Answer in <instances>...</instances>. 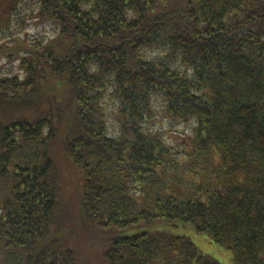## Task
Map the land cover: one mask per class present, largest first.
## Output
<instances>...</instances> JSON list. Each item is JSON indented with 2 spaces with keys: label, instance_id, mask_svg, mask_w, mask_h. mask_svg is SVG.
<instances>
[{
  "label": "trees",
  "instance_id": "obj_1",
  "mask_svg": "<svg viewBox=\"0 0 264 264\" xmlns=\"http://www.w3.org/2000/svg\"><path fill=\"white\" fill-rule=\"evenodd\" d=\"M24 1L0 0V28ZM30 1L55 37L25 40L0 74V264H87L73 223L112 232L103 264H220L184 235L115 233L152 222L264 264V0ZM59 130L83 179L71 222L48 148Z\"/></svg>",
  "mask_w": 264,
  "mask_h": 264
},
{
  "label": "rangeland",
  "instance_id": "obj_2",
  "mask_svg": "<svg viewBox=\"0 0 264 264\" xmlns=\"http://www.w3.org/2000/svg\"><path fill=\"white\" fill-rule=\"evenodd\" d=\"M34 2L30 0H25L19 10L23 14V22L19 20L20 16L14 15L10 18L9 26H3L0 28V74H10L11 72L18 71V59L17 51L19 53L24 50V41H33L34 38L44 37L45 40L54 38V31L49 22H44L38 17H34ZM168 6V5H167ZM2 24V22H1ZM18 43L17 46L14 45L12 40ZM8 48V49H6ZM7 53H11L9 57L6 56ZM148 56L158 55L163 56L162 51L156 50H146ZM110 90V91H109ZM156 109L161 111L160 103L156 101ZM104 110L106 112V123L109 131H114L116 127V121L114 119V111L116 109L117 100L111 95V88L106 91L103 97ZM166 123V119H163ZM160 127V123L156 124ZM178 131L189 134L191 132V126L193 122L188 125L179 124ZM65 133V131H64ZM62 130L57 132L58 138L55 141L49 143V155L52 160V173L59 185V199L60 205L63 210L61 211V216L64 220L71 222L77 215V207L79 206V201L81 197V188L83 184V179L81 176V170L75 166L70 160L63 156L60 144V140L63 139L64 135ZM181 135H174L177 139H181ZM181 136V137H180ZM174 142L173 139H169ZM78 228L77 223H73L72 230L70 234V244L76 251L77 255L81 260L87 264H103L101 251H103L104 244L112 234L108 231L102 230L101 228H92L83 225ZM86 227V228H85ZM141 231H167L178 235H184L189 237L197 249L202 253L207 254L216 260L220 264H235L231 258V252L224 248L223 246L213 242L206 234L199 233L190 225L186 226H173L168 223H139L138 225L131 226L123 230H115L118 235H131L139 233Z\"/></svg>",
  "mask_w": 264,
  "mask_h": 264
}]
</instances>
